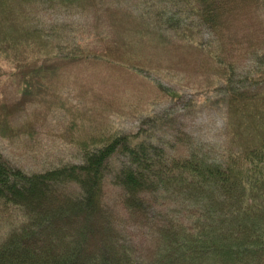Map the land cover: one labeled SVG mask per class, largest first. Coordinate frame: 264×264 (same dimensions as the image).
Instances as JSON below:
<instances>
[{"label": "trees", "instance_id": "1", "mask_svg": "<svg viewBox=\"0 0 264 264\" xmlns=\"http://www.w3.org/2000/svg\"><path fill=\"white\" fill-rule=\"evenodd\" d=\"M134 5L0 0V135L16 136L8 78L21 109L39 102L67 118L64 139L77 149L76 161L39 170L0 158V264H264V0ZM91 34L98 51L86 44ZM188 57L199 86H188L183 106L224 105L219 144L167 138L155 97L108 92L152 69L173 80L169 67ZM125 114L138 118L136 131L116 124ZM176 141L184 153L169 151Z\"/></svg>", "mask_w": 264, "mask_h": 264}, {"label": "rangeland", "instance_id": "2", "mask_svg": "<svg viewBox=\"0 0 264 264\" xmlns=\"http://www.w3.org/2000/svg\"><path fill=\"white\" fill-rule=\"evenodd\" d=\"M139 1L129 0L130 3L135 4L134 7L138 6L137 2ZM143 3L141 2L140 7L144 5ZM248 20L250 19H242L238 22V25L248 24ZM86 44L97 51L102 46V42L97 40L93 34L87 39ZM179 56L180 61L185 62L181 53ZM188 58L190 60L187 59L185 68H183V65L169 67L171 71L169 70L168 73L173 74V80L170 79L171 76L167 78L162 72L151 68L152 72H141L146 79L134 81L127 76L120 83L114 82V87L108 88V92L113 89L114 92L119 91L123 95L121 91L134 89L146 98L148 95L155 97L153 98L154 106L152 111L156 114L161 113L169 116L166 124L168 133L165 134L167 138H170L171 134L173 136L177 133H183L184 135L189 134L195 138L207 140L212 144H219L224 135V105L210 98L206 101L199 100L193 106L186 108L183 106L188 99L186 92H189V87L194 84L199 86L198 83L194 82L196 74L188 70L190 67H195L196 62L192 57ZM238 63L241 64V60ZM111 71L113 76L127 73V71L119 68H114ZM158 84L161 86H158ZM165 89L171 90L173 93H181L180 99L172 101L165 94ZM2 94L7 104L14 108L10 118L12 125L16 127V136L6 139L0 135L1 159L11 165L27 170H39L58 161L77 160V149L64 139L69 131L68 127L65 126L67 118L60 111L46 110L43 104L39 102L28 104L27 107L21 109L19 105L20 96L16 86L8 78L3 82ZM69 95L72 96V92H69ZM129 103H131L130 100ZM115 122L124 132L136 131L139 126L138 118L128 114H125L121 119H115ZM172 144L169 147V151L185 152L183 144L177 141L172 142ZM104 192L106 202L113 207V215L119 216L121 211L117 204V189L106 181Z\"/></svg>", "mask_w": 264, "mask_h": 264}]
</instances>
